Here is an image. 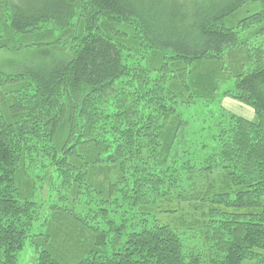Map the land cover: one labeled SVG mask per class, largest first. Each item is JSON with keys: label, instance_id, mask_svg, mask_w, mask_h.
Returning a JSON list of instances; mask_svg holds the SVG:
<instances>
[{"label": "trees", "instance_id": "16d2710c", "mask_svg": "<svg viewBox=\"0 0 264 264\" xmlns=\"http://www.w3.org/2000/svg\"><path fill=\"white\" fill-rule=\"evenodd\" d=\"M258 1L0 2V49L51 54L39 64L0 65V264H16L27 238L37 264H264V64L232 69L240 75L234 94L223 93L251 104L253 121L216 115L215 135L174 106L196 98L192 77L216 98L223 52L238 43L226 20ZM162 4L167 15L159 18ZM85 11L139 26L170 54L160 72L183 79L154 77L148 103L142 93L108 96L126 66L113 38L88 32ZM202 134L218 143L204 166L189 153ZM35 165L46 170L40 181ZM41 204L54 215L29 237ZM179 204L190 221L155 219L183 212L165 209Z\"/></svg>", "mask_w": 264, "mask_h": 264}, {"label": "rangeland", "instance_id": "374dc122", "mask_svg": "<svg viewBox=\"0 0 264 264\" xmlns=\"http://www.w3.org/2000/svg\"><path fill=\"white\" fill-rule=\"evenodd\" d=\"M1 1L2 0H0V2ZM18 3L20 4V2H17V4ZM1 6L2 5L0 3V9ZM164 6V4L159 6L158 10L155 12L156 16L159 18H161L162 15H167L164 13ZM87 13L88 12L85 11L86 19L87 21L89 19L91 24V30H88V32L90 34L96 33L108 36L111 39L113 38L114 42L120 48L122 62L126 66V71L121 75L118 83L117 91L113 90V94H108V96L113 97L114 95L116 98H119L128 94L131 98L133 94L138 95L139 93H142L141 95L144 102L148 103L153 99L154 95L149 93L151 88L153 89L152 86L154 77H156L159 81L163 80L165 84L174 83V81L183 79L180 75L175 76L167 72V69H165L162 73L160 72V67L163 69L166 67V62L170 57V54L159 52L153 48L143 36L139 26L131 23L130 21L122 22L113 20L106 15L91 14L90 11L88 14ZM226 23L229 29H232L233 26H237L238 43L233 46L231 50L227 51L229 55L223 52V60L221 59V62H225L224 66L226 68L223 69V77L216 80L218 88L216 98L214 99L215 93L212 95L208 94V92H204V81L199 83L200 80L198 81L197 78L192 77L191 79L196 81V84H194L195 91L192 92L195 94L196 98L193 99L191 96L190 100H188L190 101L189 103L178 102L174 105L177 107V115L184 121H188L187 123L190 122L194 125L202 124L205 129L208 127L212 132L211 134L215 135L219 131L213 123V119L215 120L216 115L224 116V114H228L231 115V117H238L248 121L254 120L255 110L251 104L242 101V99H235L231 97V95H224L223 93L230 92L234 94L235 83L240 76L239 74H236L238 73V69H240L239 71L244 74L249 73L252 70H256L259 66L264 64V0H259L258 2H252L245 5L235 16H233V18L231 17L227 19ZM46 48L50 49L48 47ZM11 49V46L9 49H0V65L5 66L8 69H13L23 64H39L43 61V59L47 60L51 55L47 49L45 52V49L41 48H29L18 51ZM232 69L236 71V73H232ZM198 86L199 89L197 88ZM108 108L114 111L113 107L109 106ZM84 118L85 116H83L82 119ZM87 120L88 119L86 118V121ZM188 127L191 129L189 130L190 132H195L196 128L194 129L191 126ZM223 127H225V125ZM203 137L204 134H202V137L192 139V147L189 151V153L195 154V157L200 159L198 163H201L202 166L205 165L204 161L214 155L218 149L216 138L212 141ZM179 141L181 142L182 139H179ZM183 168L186 169V167ZM29 169L33 174V177L37 179L36 181H40L44 178L45 169H39V166L37 165L31 166ZM60 183L61 182L57 181L56 185L58 186ZM86 187L87 186L85 185L83 186L84 189ZM52 192H54V189ZM52 192L45 189V195L49 194L48 197L55 196V193ZM41 197L44 198L43 196ZM169 207L170 209L175 208L179 209V211L183 209L184 211L182 210L183 212L180 211L178 213H157L155 214V219L161 221L162 223H167L175 218L176 220H191V216H187V214L190 213L187 205L179 204L177 208L176 206L166 205L165 209H169ZM52 209L53 207L45 209L42 204L40 205L39 210H42V213L37 216L36 220H34L32 225L28 228L27 234L29 237L42 230L41 225L43 220H47L48 217L54 215ZM66 221L71 222V219L66 218ZM133 224H135V219H132L130 223V225ZM71 226L73 230L74 225L71 224ZM31 240L32 238H27L23 242L21 249L16 255V264H37L38 251ZM199 246L202 247V245Z\"/></svg>", "mask_w": 264, "mask_h": 264}]
</instances>
